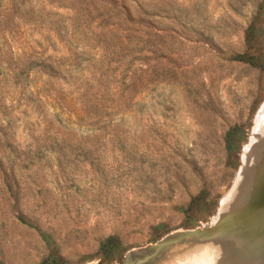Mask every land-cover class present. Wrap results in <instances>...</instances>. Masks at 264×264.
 Instances as JSON below:
<instances>
[{"label":"rangeland","instance_id":"obj_1","mask_svg":"<svg viewBox=\"0 0 264 264\" xmlns=\"http://www.w3.org/2000/svg\"><path fill=\"white\" fill-rule=\"evenodd\" d=\"M262 101L264 0H0V264H264Z\"/></svg>","mask_w":264,"mask_h":264},{"label":"bare ground","instance_id":"obj_2","mask_svg":"<svg viewBox=\"0 0 264 264\" xmlns=\"http://www.w3.org/2000/svg\"><path fill=\"white\" fill-rule=\"evenodd\" d=\"M264 134V101L260 104L256 115L254 117V127L251 132V139L249 143L245 146V153L243 155V167L240 169L238 173V179L241 176V173L244 172L246 166L248 165L250 161V157L253 153V148L255 147L256 143L259 141L260 138H262ZM251 164V161H250ZM241 178V177H240ZM222 205V204H221ZM224 206V205H223ZM223 214V213H222ZM244 258H239L238 263L243 264ZM229 259L227 258L224 262V264H229Z\"/></svg>","mask_w":264,"mask_h":264}]
</instances>
